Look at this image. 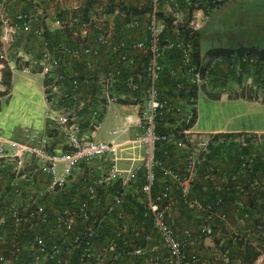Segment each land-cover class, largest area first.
Wrapping results in <instances>:
<instances>
[{
  "label": "built area",
  "instance_id": "built-area-1",
  "mask_svg": "<svg viewBox=\"0 0 264 264\" xmlns=\"http://www.w3.org/2000/svg\"><path fill=\"white\" fill-rule=\"evenodd\" d=\"M45 1L56 3L59 0ZM179 2V0H148L150 10L144 25H141L138 16L130 18L123 16V24L127 30H141L145 36L128 42L116 40L114 29L102 25L96 29L92 42L84 43L83 39L91 29V24L74 19L72 24L76 27L69 32V39L73 41L74 46L58 42L51 50H44L38 59L30 60L27 66L21 69L26 73L34 68L36 74L45 78L48 90L45 94L47 102L52 101L54 92L60 91L61 101H72L77 107L63 105L55 108L53 105L54 107L50 109L52 118H49L47 129L53 133V136L60 135L63 138L59 148L50 149L49 136L38 142H34L35 137L32 136L26 143L13 140L0 143V172L11 168L9 173H12L11 187L14 195L20 192V185L43 180L45 188L39 194L40 197L51 198L64 194L71 190L72 179L81 164L94 160H103L106 163L104 171L85 185L83 200L76 199L75 195H72L68 200V206L61 208L55 215L51 230L53 232L60 230L62 241L49 245L43 230L41 231L42 228L39 226L35 228L36 232L28 242L31 248V264H69L67 258L75 251H78L75 264L93 262L98 264L100 260L93 252L96 230L109 215L115 216L118 221L124 219L125 213L122 209L124 195L117 193L108 196L109 203L95 216L91 215L90 205L99 203V188L107 189L115 184H120L123 188L128 182H134L139 172H142L144 179L143 196L139 201L140 223L149 224L150 230L166 250V255L160 256L156 254L154 248L151 251L152 264H188L189 261H196V258H189L186 253V246L193 243L191 231L183 230L181 238H178L167 219V213L173 202V190L178 193L179 203L184 208L204 214L205 221H210L214 217L224 220V215L214 210L212 205H203L190 196L198 166L205 159L210 146H217L224 141V139L214 140V135L201 140L196 147L188 141L187 126H190L195 118L193 105L196 102L190 92L193 89H204L215 95L243 97L264 103V61H260L259 57L250 53L230 57L220 56L209 60H205L204 55L194 57L191 42L179 34L178 28L188 22L191 33L196 32L207 20L208 15L204 14L197 19L195 0H185L183 7H180ZM227 2L228 0L211 1L216 7ZM161 4L166 5L161 8ZM169 4L173 7H169ZM167 19L173 30L162 41ZM31 20L29 14L15 15L11 26L12 32L15 34L33 32L35 35H40V30L31 29ZM56 25L63 27L59 21H56ZM102 47H109L113 54L118 55V65L95 78L94 84L98 88L97 100L95 104L85 107L79 99L78 76H66L61 70L64 60L68 63L84 65L89 58L98 56ZM165 50L179 52L177 62L167 73L172 84V92L166 94L161 90L164 74L162 59ZM129 52L140 54L145 58L142 84L132 74L124 73L136 66L135 57L129 55ZM0 59L8 65L9 60L7 61L4 54L0 55ZM67 82L69 90L65 91L64 86ZM119 88L132 94L142 91L136 115L127 114L123 119V127L129 128L135 125L140 129V133L128 142L129 149L139 150L140 165L134 166L135 161L129 159L132 163L128 168L119 166L120 161L123 160L121 153L126 150L127 143L113 144L84 138L83 128L77 117V112L86 108L90 112L92 126L95 130L100 129L104 112L118 100ZM169 116L175 121L174 124L169 130L158 132V123ZM113 133L116 134V132L111 134ZM233 141L239 152L238 169L227 182L216 184L214 189L219 193L233 190L243 197L248 193L264 191V134H242ZM162 142L173 144L177 149L185 151L187 157L181 170L165 165L156 158L157 146ZM195 151L198 153L195 154ZM156 168L159 169L163 179L158 193L153 191ZM224 184L227 187H224ZM222 202V197H218L216 206ZM29 217L30 220L37 217L42 224H46L49 219L40 208L31 211ZM27 220L17 208L13 207L8 213L0 216V238L4 231L12 229L14 238L12 247L16 253H20L16 238L23 236L26 230H34L31 224L27 225L29 223ZM77 226L80 229L75 231ZM133 234L138 236V231H134ZM213 235V227L205 224L200 228L198 238H211ZM120 236L121 231L115 229L114 235L106 242L104 250L115 249L117 238ZM124 246L127 257L141 258L147 252L146 247L135 246L133 243L126 242ZM225 246L221 244V258L228 260L230 249ZM4 261V256L0 254V263ZM253 264H264V257H258Z\"/></svg>",
  "mask_w": 264,
  "mask_h": 264
},
{
  "label": "crops",
  "instance_id": "crops-1",
  "mask_svg": "<svg viewBox=\"0 0 264 264\" xmlns=\"http://www.w3.org/2000/svg\"><path fill=\"white\" fill-rule=\"evenodd\" d=\"M179 1L180 2L178 4L180 7H183L185 5V0ZM197 5L198 3L196 2L195 6ZM130 7L138 10H141L144 7L150 9V4L148 3V0H59L56 3L46 2L45 0H34L31 3L28 0H0V55L4 54V56L7 58V61L9 60L8 65L0 61V92L3 91V86L1 83L2 71L11 70V87L9 94L4 97H0V143H3L5 140L26 143L29 141L28 138H31L32 136L35 137L33 140L34 142L49 136V141L50 143L52 142L54 148H59L63 142V138L60 135L53 136V133L47 129L49 118H52L50 109L54 106L55 108H60L63 106L61 101V92H54L51 98L52 101L50 103L49 101L47 102L45 99V94L48 92V90L45 78L39 74H36V69L34 68L33 70L31 69L30 72L26 73L21 71L23 67L27 66L30 60L36 59L37 57L39 58L40 54L44 50H51L56 44H52L53 42L50 41V38L45 36L36 37L30 34L13 33L11 26L13 25L14 16L20 13L31 15L32 28L40 30L41 33L48 31L51 34H58V40H60L59 42L68 43L70 46H74L73 41L69 39L70 30L76 27L74 24H72V20L74 19L78 22H88L91 24V29L83 39L84 43H91L96 33V29H99V27L102 25L110 26L114 29L116 40L128 42L145 37L143 31L141 30L130 31L125 28L123 24V16H126V18L133 17L132 13L127 12L128 8ZM148 13H137L141 25L145 24ZM195 15L197 19H199L202 15H204V12L202 9H197ZM56 21H59L63 27L61 28L57 26ZM206 21L198 30L200 34L199 44L201 30L204 28V26H206ZM231 42L232 41L229 39L227 43L213 46L211 49H236L238 47L248 48L254 46H245L242 40L235 43ZM200 53L201 55L205 54L201 51ZM129 55H134L136 66L130 68L124 73L132 74L142 84L143 64L145 58L140 54H134L130 52ZM63 64L62 70L68 72L67 74L69 75L78 76L80 81L79 99L80 102L88 106L95 104L97 100L98 88L94 84L95 78L108 70H113L115 66L118 65V55L113 54L109 47H102L100 48V54L98 56L89 58L88 62L84 65H76L72 62L68 63L65 62V60ZM15 74H18L17 77ZM166 76L167 74L165 73V80L161 84V90L164 94L169 93L170 91L172 92L171 86L166 82L169 79ZM118 96L117 102L111 104L104 112L101 119V127L104 115L112 108V106L115 105V108L112 109V111L121 112L123 115L122 124L119 129L109 131L108 135H126L127 137L121 142L116 143L114 141H110L109 143H127L125 144L126 150L121 153L123 158V160L120 161L121 165L119 163L121 168H128L130 166L132 162H130L129 159H133V162L135 161L133 163L134 166H138L140 165L139 150L129 149L130 144H128V142H131L130 140L135 138L140 133V129L135 125H131L129 128L123 127V119L127 114L136 115L138 103L142 97V91L137 94H132L119 88ZM214 96L217 95L209 93L204 89L197 90L196 92L197 106L194 107L196 110V117L195 122L189 129L188 134V141L192 145L196 147V145L201 140L215 134H264V123H251L243 121L233 124L228 118V123L223 121L221 124H217L215 120L213 124V116H202V110L204 108L206 109L207 107L208 109H217V111L220 110V108L226 110H236L246 109L245 103L251 104L257 102L254 100L244 99L243 97L232 98L229 96H223L220 98H215ZM207 114L215 116L216 114H220V111L217 113H208L207 111ZM233 116L239 117L240 113L234 111ZM77 117L83 128L84 138L93 139L96 141V131H99L101 127L98 130L94 129L90 118V112L87 109H83L77 114ZM202 117L203 119H208V123L204 121L202 122ZM174 122L175 121H173V123ZM112 132H116V134H111ZM182 153H184L183 150H175L170 148V154L172 157L168 160V164L176 170H181L182 165L184 164L185 159L184 156H181ZM105 165L106 163L103 162V160H94L89 163L81 164L79 171L72 179L71 190L64 194L57 195V198L56 196L51 198L40 197L39 194L43 192L45 188L44 180L39 182L35 181L32 184L29 183V185H20V192L17 195H14L11 187L12 173H9L11 168L0 172V216L8 213V210L11 207L17 208L20 214L24 215L26 219H28L27 222L29 223H27V225L31 224L30 226H32V228L34 227V230H26V232L24 231L23 236H19L18 239L16 238V242L20 248V253L14 252L12 247V242L14 241L13 230L9 229L3 232V235L0 238V254L4 256L5 261L0 264H25L24 260L26 256L31 255V248L28 243L29 239L32 234L36 232L35 228L38 226L42 228L41 231L43 230L42 232L48 241H62V238H60V231L56 230L53 232L49 228L50 217H48L49 219L46 224H42L38 221L37 217L30 220V212L40 208L45 214H47L46 210L49 212L53 205H60L58 204L59 202L61 203L66 200L65 203H67L72 195H75L76 199H81V197L84 198L85 195L83 190L85 185L91 182L101 172H103ZM215 181L216 183L226 182V180L222 179L220 176ZM129 188L130 190H127ZM122 189H126V191H135L133 187L127 186V184ZM100 192L101 190L99 188L98 194L102 201L100 200L98 204H94L91 212L92 214H96L93 216L98 215L102 210H96L97 208L95 209V207L99 206L103 202H109V199L107 198L108 196L101 198L102 195ZM174 193L178 195L175 190H173V194ZM239 206L240 203L231 204V208L227 213H225L223 209L221 212L224 215V220L214 217L210 221H205L204 214L201 213L200 215L195 211H188L184 209L180 205L179 199L171 203V208L167 213V217L174 234L178 238H181L183 230L187 229L192 233L193 243L186 246V253L189 258H196V261H189L188 264H248L243 263L244 254L246 252V242H248V245L256 248L255 251L258 255L254 261L258 257H264V248L259 245L260 243L257 240L260 238L264 240V227L261 229L260 227L256 226L254 230L250 222L240 219V217L237 216V209ZM126 208L129 209L127 205L126 207L124 205L122 208L125 215L124 219L119 222V224L115 220H112L111 222L113 225H116L114 230L119 229L121 231V239H124L123 241L121 240V244L116 241L117 246L115 249L108 248L105 251L104 246H106V242L111 238L112 234L109 237L101 236L100 238V230H96L93 252L94 256L100 260L98 264H152L153 254L151 251L154 248H156V254L160 256L166 255V250L162 248L156 236V245L146 246L147 252L144 257L133 260L121 255V253L126 250L124 244L128 242V237L132 236L134 231H138V234L142 232V230L135 225V212L133 210H131V212L129 210L127 211ZM93 210L96 211L93 212ZM50 213H52L53 216L56 215L53 211H50ZM52 218L54 219V217ZM205 224L211 225L215 233L211 238L199 239V230ZM79 229L80 228L77 226L75 231H78ZM152 242L154 243L153 240ZM221 244H224L230 248L228 260H223L221 258ZM73 253L74 252L70 253L67 258L69 264H75V257ZM23 254L25 255L24 257ZM28 264L31 263L29 262ZM92 264H96V262H93Z\"/></svg>",
  "mask_w": 264,
  "mask_h": 264
},
{
  "label": "trees",
  "instance_id": "trees-1",
  "mask_svg": "<svg viewBox=\"0 0 264 264\" xmlns=\"http://www.w3.org/2000/svg\"><path fill=\"white\" fill-rule=\"evenodd\" d=\"M28 1L31 3L34 0H28ZM211 1L212 0H204V1L203 0H195L194 3L197 2L198 6L202 2L204 4L207 3L206 4L207 6H205L207 9L206 14L209 15V13L212 10H215V9H217L223 5H226L231 0H228L227 3H224L219 7L213 6ZM149 10L150 9H148L147 7L146 8L144 7L141 10L130 7V8H128L127 12L132 13V16H138V14H137L138 12H140V13L147 12L148 13ZM23 14H25V13H23ZM166 23L167 24H166L165 30H164L163 35L161 37L162 41L165 37H168L173 30L168 19H167ZM187 23L188 22H186L182 26H179L178 31H179V34L184 39H187L188 41L191 42L192 48H193V55H194V57L198 58L201 55L200 44H199V35L200 34L198 31L191 33L190 28L187 27ZM31 29L33 31L35 30L32 27H31ZM29 34L36 36V37L37 36L38 37L39 36L48 37V38H50V41L53 42L52 44H57L60 41V40H58L59 39L58 34H51L48 31H44V33H41L40 35H35L33 32H31ZM244 53L254 54L257 57H259L260 61H264V48L259 47V46H252V47H248V48L247 47H238L236 49H225V48L210 49L204 54V59L209 60V59H212L215 57H220V56L230 57V56L240 55V54H244ZM178 58H179V52L177 50H165L164 51V57L162 59V64L164 66V74L168 73V71H169L168 69H170L172 66L175 65ZM0 61L5 64V62H3L2 60H0ZM61 73L66 75V76L69 75V74H67L68 72H65L64 70H61ZM164 74H163V79H162L163 81L165 80ZM166 77H168V76H166ZM166 82L172 87L171 81L169 79ZM1 83L5 87V90L3 92H0V97H4V96L9 94V90L11 87V70L10 71L9 70H3L2 71ZM64 90L65 91L69 90V83L68 82L65 83ZM196 92H197L196 89H193L190 92L191 96L195 99H196ZM214 97L220 98L223 96L217 95ZM195 103L196 102H194V105H193V111L195 112V117H196V110L194 108ZM62 105L69 106V107H77L74 105V103L72 101H69V100L68 101H62ZM85 107H87V105H85ZM79 112L80 111H78L77 113H79ZM180 117H181V115H180ZM194 122H195V118H194L193 122L190 124V126H187V129H190L193 126ZM171 124H174L173 118L171 116H169V118L166 117V119L165 118L162 119L161 122L158 123V126H157L158 132H163V131L169 130ZM241 136H242L241 134H215L214 135V140L224 139V141L222 143H219L217 146H210L208 154L205 155L206 156L205 159L198 166L197 174H196L193 186H192L191 191H190V196L194 197L195 199L200 201L203 205H212L214 210H217L219 212H221L224 209L225 213H227L230 210L231 204L240 203V206L237 209V211H238L237 216L240 217V219H243L244 221L250 222L252 224V227L254 228V230H255L256 226L263 229V227H264V191H258L255 193H248L244 198H242L243 197L242 195L236 193L233 190H228V191L226 190V191H223V193H219L214 189L215 185L218 184V183H216L215 180L218 179L219 176L222 177V179L226 180V182H227L228 178L231 177V175H233L237 171L239 152H238V148L236 147V144L234 143L233 140H234V138L241 137ZM170 148H173L175 150L177 149L173 144H167L165 142L159 143L157 146L156 158L159 159L160 161H162L165 165L166 164L169 165L168 160L172 157L170 154ZM50 149L54 150V146L52 145V142L50 143ZM183 152L184 153H182L181 156H184V159H186L187 155H186L184 150H183ZM184 163H185V160H184ZM210 169H212V170H210ZM155 174H156V181H155V186H154L153 191H154V193H158V191L162 187L163 179H162V176H161L158 168L155 169ZM143 183H144V179L142 177V172H139L138 177L134 182L135 188H139L140 185ZM224 187H227L226 184H224ZM100 190H101L100 194L102 195L101 198H105V197L110 196V195L112 196V195L117 194V193H123V190L119 184H115L114 186L109 187L107 189L100 188ZM126 195L127 196H125V197L127 198V200H126V202L123 201V206L125 205V207H126V205H127L129 207V209L126 208L127 211L129 210L131 212V210H133L135 212L134 213L135 225L140 227V226H142L140 223V220H139L140 213H141V205L138 202L134 201L133 199H130L128 194H126ZM218 197H222L223 202L221 204H219L218 206H216V199ZM98 199L101 200L99 197V194H98ZM123 199H124V197H123ZM62 200H64V199H62ZM81 200H83V197H81ZM65 202H66V200L64 202H61V203L59 202L58 203V204H60L59 207L63 208L64 206H68V202L67 203H65ZM180 205L184 208V206L182 204H180ZM123 206H122V208H123ZM93 207H94V204L90 205L91 211H92ZM184 209H186V208H184ZM186 210H188V209H186ZM46 211H47L48 217H50L49 228L52 229V227L54 226V222H55V220L52 217L55 218V216H53L52 213H50V211L49 212H48V210H46ZM94 214H96V213H93L91 215H94ZM245 214H247V217H245ZM167 219H168V217H167ZM112 220H115L118 224H119V222H121V221H118L116 219V217L113 215H109L107 218H105V221L102 223V226L100 228H98V230H100L99 231L100 232V238H101V236H108L109 237V236H111V234H112V236L114 235V228L116 227V225H113V223H111ZM143 225L149 226L148 223H144ZM149 228H150V226H149ZM44 237L46 238L45 235H44ZM121 237H122V233H121V236L117 238V241L119 244H121V240L122 241L124 240V239H121ZM95 238H96V236H95ZM95 238H94V241H95ZM128 239H129L128 240L129 244L133 243V245H135V246L144 247V242H143L144 240L142 239V236L137 237L133 234L132 236L128 237ZM257 240L260 243L259 245H261V247L264 248V240L261 238L257 239ZM46 241L49 245L51 243H53V241H48L47 238H46ZM56 242L59 243L60 241H56ZM245 250H246V252L244 254L243 263L252 264V262H254V259L258 255L257 252L255 251L256 248H254L251 245H248V242H246L245 243ZM73 255L75 257V262H76V259L78 257V251H75L73 253ZM121 255L123 257H127L124 252H122ZM24 256L25 255L23 254V257ZM128 258L133 259V260L140 259V258H136V257H128ZM24 261H25L24 262L25 264H28L29 262L31 263V255L26 256Z\"/></svg>",
  "mask_w": 264,
  "mask_h": 264
},
{
  "label": "rangeland",
  "instance_id": "rangeland-1",
  "mask_svg": "<svg viewBox=\"0 0 264 264\" xmlns=\"http://www.w3.org/2000/svg\"><path fill=\"white\" fill-rule=\"evenodd\" d=\"M206 4L204 5V3L202 2L199 6L198 5L196 6L198 10L202 9L205 15H207L206 14L207 9L205 7L207 6ZM165 5L166 4H161V8ZM169 7H173L172 4H169ZM206 22L207 24L201 30V37H200V51L203 53L211 49L213 46L227 43L229 39L232 41L231 43L239 42L242 40L245 46L254 45V46L264 47V0L229 1L226 5H223L215 10H212L209 13ZM17 75L18 74H15L16 77ZM2 90L3 91L5 90L4 86L2 87ZM196 104L197 102L195 103L194 107L197 106ZM245 104H246V109L226 110L220 108V110H218L220 111V114H216L215 116L211 114H207V111L208 113H213V112L217 113L218 112L217 109H211V108L208 109L207 107L206 109L204 108L202 110L203 111L202 116H209V115L213 116L212 118L213 124L215 120L217 124H221L223 121L225 123H228L229 121L228 118L230 119V122H232L233 124L240 123L243 121L251 122V123L252 122L264 123V103L256 102L251 104L249 103H245ZM198 106H199V102H198ZM114 108L115 105L112 106V108L108 110L104 115L102 121V127L99 131H96V138H95L96 141L101 140L106 143H109L110 141H114L118 143L127 137L126 135H120V136L108 135L109 131L119 129L122 124L123 115L119 111L113 112L112 109ZM234 111L239 112L240 116L234 117L233 116ZM201 120L202 122L204 121L208 123V119L205 118L203 119L202 117ZM197 153L198 151H195V154ZM134 182H128L127 186L133 187L135 191H126V189H122L124 195V202H126L127 200V198L125 197L127 196L126 194H128L130 199H133L138 203L142 198L144 183L141 184L139 188H135ZM127 190H130V188ZM57 197L58 196H56V198ZM172 198L173 201H175L179 199V196L176 193L174 194L172 193ZM108 203L109 202L106 203L103 202L99 206L95 207V209L96 208H97L96 210L103 209ZM60 209L61 208L59 207V205L58 206L53 205L50 211L51 212L53 211L55 214H57ZM96 210H93V212ZM195 212L201 215L200 212L197 211ZM140 227L143 228L142 229L140 228L142 232L138 234V236H142V239L144 240L143 241L144 246L146 247L148 245H156L155 243L157 242L155 241L156 240L155 235L154 233H152L149 226L142 225ZM152 240L154 241V243L152 242Z\"/></svg>",
  "mask_w": 264,
  "mask_h": 264
}]
</instances>
